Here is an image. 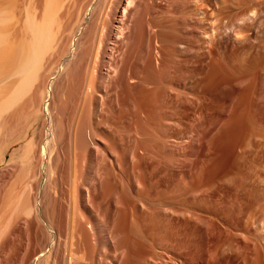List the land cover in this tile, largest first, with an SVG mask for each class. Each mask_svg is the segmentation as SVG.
Wrapping results in <instances>:
<instances>
[{
  "label": "bare ground",
  "instance_id": "obj_1",
  "mask_svg": "<svg viewBox=\"0 0 264 264\" xmlns=\"http://www.w3.org/2000/svg\"><path fill=\"white\" fill-rule=\"evenodd\" d=\"M13 1L0 0V163L12 142L24 143L0 169V264H69L71 255L79 259L72 256L73 264H103L104 249L111 264H120L116 254L132 244L144 207L137 194L148 172L143 157L156 150L167 164L168 113L179 125L184 103L200 100L202 66L213 71L218 57L249 56L253 71L235 79V98L251 83L256 100L264 96V0H101L99 19L78 41L84 47H75L73 34L65 47L68 21L65 28L58 11L66 0H20L21 9ZM153 125L157 145L150 142ZM261 185L264 200V178ZM20 252L24 263L14 260Z\"/></svg>",
  "mask_w": 264,
  "mask_h": 264
},
{
  "label": "rangeland",
  "instance_id": "obj_2",
  "mask_svg": "<svg viewBox=\"0 0 264 264\" xmlns=\"http://www.w3.org/2000/svg\"><path fill=\"white\" fill-rule=\"evenodd\" d=\"M21 1H17L15 3L17 4L16 9H19V7L20 9L22 8V4L20 5ZM53 1L54 0H52V2ZM90 1L91 0H66L64 1L66 3H64L60 8V11H58L61 19H64V21L62 20L64 27L66 28L67 25L68 31L69 26L73 27V29H70V32L64 28L65 32L63 33H66L65 35L63 34L65 47L69 46L68 42L71 41L72 38L70 39V36L72 37V34L74 39L77 38L76 43L78 41L81 42L88 32V27L90 25L88 23H91L93 19H99L98 16L101 15V12L98 8H100L101 4L99 5V2L101 3V0H92V4H90ZM95 3H97L99 6L95 7V5H97ZM64 5H66L67 8H65ZM91 5H94V8L96 9H94ZM89 6H91L93 12H96L93 13L92 9L90 8L91 11L88 15V11H86V9ZM97 10L100 13L96 15ZM65 12L68 13L67 17H64L66 16ZM95 17L97 18L95 19ZM65 21L68 22L66 23ZM79 22L80 24H78ZM77 24L79 25L78 27L76 26ZM80 25L82 26L80 27ZM76 27L77 29L79 28V37L76 33ZM84 31L85 33L83 34ZM79 42L78 44L75 43V47L85 46L84 44L81 45ZM248 57L249 56L246 55H240L238 57H231V60L228 57L230 61L228 59L225 60L227 57L225 59L218 57L214 61L216 63L215 68H212L216 69L213 70L214 72L211 70V67H207L206 65L202 66L197 79L204 78L203 80H205L202 81L203 83L200 82L201 84H199V95L204 96L203 101L202 97L200 98L199 95V101L193 97H190V101L184 103V106L187 105L188 107L189 104L190 106L188 109L185 107L186 112L183 111L185 113L181 112L182 115H180L183 118L181 116L179 117V125H177L175 122V115H172L170 112L168 113L169 117L167 118V123H170L168 124L170 125V128H167L168 131L166 132L168 135L166 149V153H168L166 154V159L168 162L165 160L167 164H162V161L158 160L159 156L157 155L156 150L153 153L156 155H150L152 154V149L154 148L151 149L149 147L153 146L154 140V142H156L154 145H157V142L159 141V138L157 139L159 136L158 128H155L156 125H153L154 130L156 129V131H153L152 129V136L154 138L152 137L151 139L153 140L150 142L153 144L150 146V142V144L148 143L149 145L146 143L148 150L151 149L150 154L148 151V155L150 156L143 157L148 162L146 163V161L143 159L140 165L142 167H146V170L148 171L144 173V181L146 182L143 184L144 182L141 181L142 183L140 182L141 184H139L140 187H137V194H139V198L141 197L140 201L141 203L143 201L142 204L145 209L143 207V210L141 211V208H138L139 210L137 213L142 217L136 215V217H138L134 221L133 230L135 233L133 236L135 238L133 239L132 237L133 245L130 244L131 248L129 247L128 250L124 251L122 255L118 252L116 254H119L120 264H134V262L135 264H178L180 263L179 261H182V264H264V219L261 220L259 218L260 214L264 213V200H261V197L259 200V196L262 195L261 192L263 191V189H261V182L264 178V117H261V113L264 115V108H262L264 96L262 95V99L257 101L254 96V94H257V91H254L255 84H253L252 88L251 83L244 94L245 96L242 95V98H235L236 93L234 87L236 86H232L233 82H235V79L237 80L241 73L242 75H246L253 71V66L251 65V61L248 60ZM217 59H219V61ZM218 62L219 65L222 62L221 66L217 65ZM239 69L242 71H239ZM248 69H250V71ZM210 71L212 73H209ZM237 72L240 74H237ZM230 85L231 89L229 87ZM154 92L156 93V90ZM154 92H150L152 93L149 95L151 99H153V97L155 99L156 97V94L152 96ZM201 92L202 94H205L202 95L200 94ZM227 92L228 94L231 93L232 95L230 94L229 96ZM243 96L245 98H243ZM252 96H254L253 99ZM146 97L144 99H146ZM207 97L208 99H206ZM150 98L147 97V99ZM228 99L230 101H228ZM191 101L195 104L193 103V105ZM220 101H223L224 103L222 102L221 105ZM259 102L261 103L259 104ZM202 103L205 104L203 105ZM257 103L259 104V109L261 110L258 109ZM189 108H191V110ZM187 110L189 111L187 112ZM28 111L25 112L27 113ZM28 114L29 112L26 114V116ZM220 114L223 116L222 118L221 116H218ZM218 118L224 120L226 118L227 120H225V122L219 120L218 122ZM22 122L23 121H20L19 124ZM21 125L23 126V124L18 125L19 128H22ZM168 125L167 127H169ZM35 126L36 124L31 126L27 131L26 140L31 137V132ZM155 132H158V134H155ZM23 143L24 139L22 138L15 140L9 145V148L5 154V162L0 163V169L8 164L10 154L14 150H19ZM155 160L160 162H156ZM11 165L14 167L16 164L12 163ZM11 171L13 172V169H11L10 172ZM139 174H137V177ZM68 181L70 180H68L67 177V185L65 183L67 187L64 186L67 188V191L70 189ZM65 188H63V191ZM66 190L64 193L67 195ZM259 190L262 191L260 192ZM67 199L64 194V202ZM65 203L67 204V202ZM64 205L65 204L63 203V206ZM162 210L167 211L164 213ZM144 211H147L148 213L142 214ZM156 213H158L157 216ZM149 214L153 220L149 218ZM159 214H166L164 217L167 218L165 219L163 217L161 220V216ZM152 215L155 217L152 218ZM156 217L159 218L158 221L160 223L164 221L165 224L163 222L161 223L163 226H159L160 223L156 222ZM146 218L149 220L147 221ZM138 219L140 222H146V225L143 223L141 224L140 222L138 223L141 226L137 225L138 223L135 222H137ZM142 225L144 226L142 227ZM135 228L138 231L135 230ZM140 228L143 230L144 234ZM162 228H166V230ZM136 231H140V234L138 235ZM148 233L150 236H148ZM156 235H158V237ZM62 238L64 240L63 236L60 239ZM63 240L61 241L63 242ZM122 241L124 242L123 244H125V241L122 239L120 244H122ZM123 244L120 245L121 251L124 249L122 247ZM37 250L38 249H34L35 252H31V254L36 253ZM21 252L23 253V251ZM21 252V255H18V253L15 254L14 260L19 262L22 261L20 263H24V256H22ZM101 252L100 254L104 252V255H106L103 257V261L101 260V255L99 256L101 263L111 264L107 258L109 256L107 255L108 252L105 249L102 253ZM105 252H107V254ZM72 256L73 255H71V258ZM75 256H73L72 259H77L79 261L78 257ZM180 256L182 260L178 258ZM70 259L68 260L69 264L77 262V260L73 261L71 259L73 262L72 263ZM82 260H80V263L78 264H81ZM87 260L88 259L84 261ZM84 261H82V263Z\"/></svg>",
  "mask_w": 264,
  "mask_h": 264
}]
</instances>
